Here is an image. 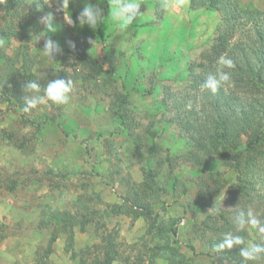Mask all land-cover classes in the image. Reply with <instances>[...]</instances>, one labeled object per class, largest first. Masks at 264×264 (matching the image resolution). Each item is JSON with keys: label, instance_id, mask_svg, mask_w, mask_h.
I'll use <instances>...</instances> for the list:
<instances>
[{"label": "rangeland", "instance_id": "rangeland-1", "mask_svg": "<svg viewBox=\"0 0 264 264\" xmlns=\"http://www.w3.org/2000/svg\"><path fill=\"white\" fill-rule=\"evenodd\" d=\"M23 1L17 14L0 0V67L25 84L27 100L43 102L24 112L1 98L0 84V264H167L161 246L175 219L177 246L201 264H234V247L215 251L210 242L241 230L246 247L258 239L264 245L258 228L236 223L241 213L247 221L251 210L264 225V155L246 161L245 183L231 187L234 149L252 132L243 127L245 114L254 125L264 119V86L230 75L233 80L213 93L197 86L189 72L190 66L200 72L197 64L207 61L202 55L218 35L222 12L207 8L206 0H136L139 15L121 27L110 15L116 0H69L65 16L57 11L58 0ZM89 3L104 17L95 30L77 20ZM240 5L256 19L243 16L231 41L264 53V40L257 38L264 31V0ZM49 13L55 33L39 22ZM13 26L20 33L5 38ZM49 38L60 48L51 56L43 51ZM78 47L99 70L81 58ZM257 65L264 69V63ZM221 67L217 62L207 77L219 80ZM56 79L72 81L66 104L47 99L44 89ZM33 81L39 92L27 87ZM118 95L126 96V124L116 112ZM231 97L233 103L221 105ZM223 129L228 136L219 138ZM138 196L152 208L153 220L133 205ZM214 205L220 210L206 227L202 222ZM65 211L82 221L68 227L73 240L54 217ZM110 235L118 252L108 263Z\"/></svg>", "mask_w": 264, "mask_h": 264}, {"label": "trees", "instance_id": "trees-1", "mask_svg": "<svg viewBox=\"0 0 264 264\" xmlns=\"http://www.w3.org/2000/svg\"><path fill=\"white\" fill-rule=\"evenodd\" d=\"M193 2V0H192ZM24 4L23 0H8L7 3V11H10L11 8L15 9L18 14V6H21ZM203 4V3H202ZM206 5L209 9H217L222 12V23L218 27V35L215 37L213 44L210 46L209 50L206 51L202 56L207 61L202 60L201 63L197 64L198 68H201L200 72H196V69L193 68V66L189 67V72L193 74V80L198 84L197 86L203 85L207 77V70H210L211 68L217 69V62L221 56H225L226 58L231 59L234 62L235 67L232 68V71H229V74L233 77H238L239 82H248L253 85H256L257 87L264 86V74H263V68L259 67L257 64L264 63V53L260 50H254L250 51V47H248V50L246 47L242 46L241 43H232L231 39L233 37V34L235 32V28L237 27L239 20L244 17H249L251 19H256L254 17L255 12L253 10H250L249 8L242 7L240 5V0H206V2L203 4ZM202 5V6H203ZM196 6V5H193ZM198 6V5H197ZM20 33V29H16L11 27L9 31L5 33L4 31V37L5 38H12V36H15L16 34ZM257 38L262 41L264 40V31H261L257 34ZM5 43V41H4ZM2 43H0V57H4L3 54V47ZM79 48V55L82 59L86 60V63H95L96 69L95 71L100 69V65L96 60H93L89 55H86L81 47ZM258 55V57H253ZM84 56V57H83ZM251 57H253L251 59ZM29 60L28 58L24 57L25 63L24 68L26 72L28 71L27 62ZM113 72V69H112ZM16 74L10 69L9 71L3 72L2 68L0 67V84L2 85L1 88V98L8 102L17 103L22 110L26 106L27 98L25 96L24 87L25 84L22 83L18 78L15 76ZM32 78H34V75H32ZM237 79V80H238ZM233 78L230 80L232 81ZM234 80V81H237ZM233 81V82H234ZM226 98L221 97V100H225ZM233 97L227 99V101L222 102V106L225 104L233 103ZM116 100L119 101L118 108L116 109L117 114L122 120L123 124H126L128 121V115L126 112H123V109H125L126 105V96L125 95H118ZM24 111V110H23ZM25 112V111H24ZM25 115V114H24ZM248 116V113L245 114ZM245 116L246 123L243 124L244 126H249L252 128V132L250 134L249 140L246 144L242 145L241 148L234 149L233 154V167L235 170V176H236V182L231 186L235 187L242 186L244 182V176L248 175L247 169L248 167H244V163L246 161H252L255 160L256 157L261 154L264 155V119L263 122H260L256 125L253 124V122H250V119H247ZM221 122L220 126L224 127L227 125V120L223 117V114H220ZM263 118V117H262ZM26 122H30L29 119L25 118ZM226 128V127H224ZM227 131L223 129V131H220L219 138H225L227 137ZM235 142V141H234ZM236 143V142H235ZM256 156V157H255ZM249 166V165H248ZM149 177L154 180V172L152 170H149ZM133 205L137 208L142 206L145 209V213L150 217V219H154L153 217V210L150 207L148 203L142 202V199L140 196L136 197V199L133 202ZM138 212V211H137ZM137 212L135 214H137ZM220 215V214H218ZM139 216V213L136 215ZM216 214H209L206 219L202 222V224L206 227H210L209 222L215 218ZM55 218H57L58 223L64 222L62 226V230L65 232H68L70 234V238L73 240L74 232L69 229L68 227L74 226L75 223H78L79 221L82 222L79 217L76 215L65 211L62 213V216L59 217L57 214L54 215ZM84 219L85 217L82 216ZM86 221V220H84ZM179 224L180 219H175L170 226L165 230V233L163 235V245L161 246L162 251L166 253V258L168 260L167 264H201L197 261V259H190L185 256V254L179 249L177 246L179 243ZM227 224V223H226ZM178 225V226H177ZM233 227V225H232ZM213 228V227H211ZM214 229V228H213ZM219 230L218 228L214 229ZM174 237H172V235ZM245 232L244 230H241L238 232L239 237H244ZM225 237H218L216 240H212L210 242L211 248L215 249V246L222 243ZM53 240L55 238L53 237ZM106 241L108 242L106 245V260L108 263H111L113 260V257L117 254V238L114 235H110L106 237ZM176 244V245H175ZM257 244H259V239L257 240ZM189 248L192 249V252L195 254L199 253L197 251L196 247L192 243L187 244ZM246 247L245 243L241 245L234 246V252H235V263L234 264H244L243 258L240 256V249ZM51 248V247H50ZM226 249H224L225 252ZM211 258H213V252L207 251L205 252ZM212 263H214L215 259H211ZM104 261V259H103ZM257 264H264V259L256 261ZM254 263V261L249 262V264Z\"/></svg>", "mask_w": 264, "mask_h": 264}, {"label": "clouds", "instance_id": "clouds-1", "mask_svg": "<svg viewBox=\"0 0 264 264\" xmlns=\"http://www.w3.org/2000/svg\"><path fill=\"white\" fill-rule=\"evenodd\" d=\"M60 7L57 8V11H63L65 16V9L69 8V0H58ZM140 4L136 0H116L115 10L110 13V15L117 21L121 27H127L136 20L139 15ZM102 10L89 3L86 5L83 10L79 13L77 20L81 26L87 25L93 30L97 29L98 26L102 24L103 21ZM53 14L49 13L47 16H43L40 19V23L43 24L47 32L55 33L57 27L53 23ZM72 23V20H71ZM39 39V37H38ZM71 47H75V44L70 42ZM44 53L47 56H51L54 51H60L59 45L55 43L51 38L47 39L44 44ZM218 64L221 65L218 75L219 80L214 76H209L206 82L202 85L203 88L210 89L213 93H216L219 87L222 84L230 83L231 77L230 74L226 71H223V68L232 69L235 67L234 62L221 56L218 60ZM72 81L56 79L48 83L47 87L44 89L47 99L57 105L66 104L69 100V93L72 91ZM27 87L36 92L40 91V86L35 82H30L27 84ZM42 99L34 98L26 101V106L24 111L28 112L32 109L37 108L38 103H42ZM220 208L215 205L209 210L213 214H217ZM236 223L239 225L240 229H243L245 223L251 225L253 228H258L259 233L264 234V225H261L260 220H258L251 210L248 211L247 221L244 219V214L241 213L237 218ZM244 241L239 236H226L222 243L215 246V251H222L224 249H232L236 245L243 244ZM240 256L243 258L244 264H249L251 261H258L264 259V245L253 243L247 247L240 249Z\"/></svg>", "mask_w": 264, "mask_h": 264}]
</instances>
